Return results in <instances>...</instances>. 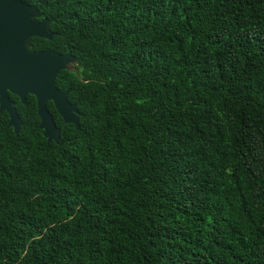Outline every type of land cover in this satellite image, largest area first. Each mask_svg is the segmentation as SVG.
<instances>
[{"label": "trees", "instance_id": "trees-1", "mask_svg": "<svg viewBox=\"0 0 264 264\" xmlns=\"http://www.w3.org/2000/svg\"><path fill=\"white\" fill-rule=\"evenodd\" d=\"M76 57L0 112V264H264V0H22Z\"/></svg>", "mask_w": 264, "mask_h": 264}, {"label": "water", "instance_id": "water-1", "mask_svg": "<svg viewBox=\"0 0 264 264\" xmlns=\"http://www.w3.org/2000/svg\"><path fill=\"white\" fill-rule=\"evenodd\" d=\"M40 19V13L22 0H0V112L8 113V127L18 134L22 122L10 95L17 96L23 104L27 95L33 96L43 137L59 143L61 129L46 103L53 102L65 124L79 128L80 113L68 99L70 90L63 92L56 87L61 71H75L76 57L72 52L31 48L32 39L52 40L55 36L49 29L51 22L45 19L39 22Z\"/></svg>", "mask_w": 264, "mask_h": 264}, {"label": "flooded vegetation", "instance_id": "flooded-vegetation-1", "mask_svg": "<svg viewBox=\"0 0 264 264\" xmlns=\"http://www.w3.org/2000/svg\"><path fill=\"white\" fill-rule=\"evenodd\" d=\"M42 21V20H41ZM41 21H39V22H41ZM54 33V32H53ZM56 35V34H55ZM33 40V39H32ZM53 40V39H52ZM48 41H51V40H48ZM32 48V47H31ZM33 49V48H32ZM48 49H52V50H56L55 48H45V49H33V50H48ZM57 51V50H56ZM59 52V51H58ZM69 52V51H68ZM59 53H61V52H59ZM65 53H67V52H65ZM62 54H64V53H62ZM62 72V71H61ZM72 72V71H71ZM58 79V78H57ZM12 96H14V97H16L15 99H18V101L21 103V101H20V99L17 97V96H15V95H10V99L12 100V101H14L15 102V104H16V106H17V102H16V100L15 99H12ZM27 96H29V95H27ZM27 98V97H26ZM35 101H36V99H35ZM25 102H26V100H25ZM49 102H51V101H49ZM48 103V102H47ZM47 103H46V105H47ZM53 103V102H52ZM23 104V103H22ZM25 104V103H24ZM36 106H37V104H36ZM47 108V107H46ZM8 114V113H7Z\"/></svg>", "mask_w": 264, "mask_h": 264}]
</instances>
